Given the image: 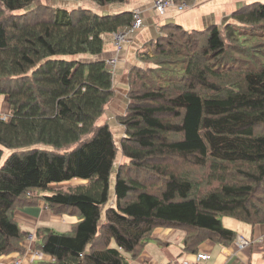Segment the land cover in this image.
<instances>
[{"label":"trees","instance_id":"obj_1","mask_svg":"<svg viewBox=\"0 0 264 264\" xmlns=\"http://www.w3.org/2000/svg\"><path fill=\"white\" fill-rule=\"evenodd\" d=\"M94 1L105 7L129 0ZM183 1L194 0H176ZM133 23L131 10L98 14L0 0V96L7 105L0 159L3 147L17 148L0 165V255L25 252L15 210L40 202L81 219L66 233L38 228L39 249L53 259L33 264H130L127 254L136 257L158 227L185 231V250L194 253L206 240L236 241L222 215L252 228L264 224V2L244 4L204 29L162 24L138 54L144 65L127 72L118 147L102 121L117 68L101 55L107 37ZM78 53L90 55L52 57ZM35 143L52 147L27 148ZM119 148L135 173L115 167ZM178 161L203 171L210 189L201 191L204 180L172 165ZM140 171L160 187L152 190ZM72 180L82 183L51 188Z\"/></svg>","mask_w":264,"mask_h":264},{"label":"crops","instance_id":"obj_2","mask_svg":"<svg viewBox=\"0 0 264 264\" xmlns=\"http://www.w3.org/2000/svg\"><path fill=\"white\" fill-rule=\"evenodd\" d=\"M254 1L260 0H194L191 3L192 6L186 5L182 10H179L176 6L171 7L163 16L156 12L153 6V0H131L130 5L120 6L118 8L120 11H135L139 9L144 24L141 30H135V28L124 30L127 35L126 40L129 38L127 44H131L125 47L123 44L122 49L116 53V55H119L116 75L117 84L120 83V81L122 83L124 81L127 82L126 69L129 67L130 63H126V59L129 55L131 56V48L134 44L139 45L137 40L141 37L144 38V40L152 37L153 32L150 30L155 25V22L161 20L162 24L175 22L187 29H204L213 23L221 25L232 11L242 7L244 4ZM106 7L108 9L103 10H109L110 4ZM184 11H186V13H180ZM141 34L144 35V37ZM107 41L109 43L112 42L111 36L107 37ZM115 51L116 50L112 47L105 48L101 57L109 58L115 54ZM15 219L25 234L22 242L25 247V252L23 254L12 252L0 255V264H32L40 259L52 260L53 257L51 255L45 254L39 249L40 244L38 240L41 238L37 237V239H35L34 235L37 229L49 227L58 232H70L80 221L81 217L78 212L67 209L56 215L52 213L43 202H40L33 206L18 207L15 210ZM231 229L238 233L237 237L241 236L249 241V245L245 249L240 250L238 249V244L240 243L239 238L231 245H224L222 243L206 240L199 246V249L210 253L211 258L209 263L264 264V250H256L258 249L257 247H261V244H264V224L256 225L253 228L249 225H245L243 227ZM30 233H33L34 236L32 239L28 238L27 240ZM114 245L115 244L112 242V246ZM192 255L193 252L185 250L184 234L181 230H173L164 227H158L154 230L151 238L146 242L145 246L136 257L127 254V256L130 257V264H162Z\"/></svg>","mask_w":264,"mask_h":264},{"label":"rangeland","instance_id":"obj_3","mask_svg":"<svg viewBox=\"0 0 264 264\" xmlns=\"http://www.w3.org/2000/svg\"><path fill=\"white\" fill-rule=\"evenodd\" d=\"M174 1L176 2V0H174ZM260 1L264 2V0H260ZM41 2L43 4L49 5V6L54 7V8H61V9L62 8H67L68 10H72V9L79 8V7H82V8L85 7V8H90L91 10H93L94 12H96L98 14H110V13L121 12L120 10H118V8L120 6H122V5H126V6H127V4L130 5L131 0L129 2H126V3L125 2L111 3L110 7H109V10H103V9H108V8L106 6L105 7H100L94 0H41ZM183 2H178V3L176 2V3L180 4V3H183ZM184 3H186V2H184ZM189 3L190 4L186 3V5L192 6L191 5L192 2H189ZM34 6H35V4L32 3L30 5H27L24 9H22L19 12H22L23 10L25 11V10L31 9ZM116 10H118V11H116ZM137 10H139V9H137ZM187 10H189V9H187ZM186 11L180 12V13H186ZM135 21H136V19L134 20V23H133L134 26L136 27L135 30H138V29L141 30L143 28V25H142L141 28H137L139 26L135 23ZM161 24H162L161 20L158 21V22H155V25L150 30V31L153 32L152 37H149L146 40H144V38L141 37L139 40H137L139 45H136V44L133 45V47L131 48V56L129 55L127 57V59H126V63H130L129 67L126 69L127 72H129L128 70L130 69V67L132 65H135V64L144 65V63H142L140 61V59L138 58V54L143 50V44L144 43H147L148 41H155V39L161 33V30H160L161 29ZM139 32H141V31H139ZM125 35H126V33H125ZM142 36L144 37V35H142ZM126 37H127V35H126ZM112 40H113V42H111V43L107 42L106 43V45L107 44L108 45L107 46L105 45V48H108V47L114 48V50H116L115 54H113L111 57L105 58V59L107 60V62H109L110 60H112L113 58L116 57L117 61H116V64H115V68H117L118 63H119V55L118 54L116 55V53L119 51V49L116 47V44H114V37L113 36H112ZM128 42H129V38H127L126 42L124 43V47L125 46H129L131 44V43L127 44ZM260 42H263V40H261ZM258 43H259V41H258ZM88 55H90V54H86V53L59 54V55H55V56H52V57L66 58V59H84V57H86ZM127 77H128V74L126 76V79H127ZM116 79L117 78H115V80ZM115 90H116L115 91V95L111 99L110 103L107 105L106 112H105V114H104V116L102 118L103 119L102 121L104 122V120H107V122H109V124L111 125V129H112L116 144L118 145V147H120V143L124 139L123 136L125 134L124 127L121 124H119L120 117L123 116L126 113V109H127L128 103H129V98H128L129 97L128 96L129 90H128L127 82L124 81L122 83L120 81V83L115 85ZM5 98H6V96H0V115L1 116H5L6 113H7V105H6V99ZM258 130H261V131L264 132V126L261 127V128H258ZM51 147L52 146L50 144L35 143V144H32V145L28 146L27 148H46V149H50ZM16 149L17 148L3 147V155H2V158L0 159V165H2V163L8 157V155L11 152H13L14 150H16ZM172 163H174V164H172L174 167L180 168V170L182 172L189 173L190 176H191V179H193L195 182H200V181L204 180L202 182L203 183V187H199V189L201 191L206 192V191H208L210 189L208 187V185H210V184L206 180V178H207L206 174L203 171H200L198 167L190 166L189 163L184 162V161H178V162H172ZM121 165H126L130 171H133L135 173V170H136L135 165L131 164V160L128 157H126L123 154L121 148H119L118 149V154H117V157H116V161H115V167L118 168ZM115 170H117V169H115ZM137 175L139 176V178L142 181H144L145 183L150 184V188L152 190H157L160 187V185H161L160 181L158 180V178L156 176L150 175V177H151L150 178L149 174L146 173L145 171H140V172L137 173ZM114 176H115V173L112 174V176H111L110 201H109L110 204H113V202H114V188H113ZM80 183H82V182L79 181V180H72V181H69V182L61 183V184H53L51 186V188L64 190V189H69V188H71L73 186H76V185H78ZM220 218H221L222 223H223V225L225 227L239 228V227H243V226L247 225L246 223H244V222H242L240 220H237V219H235L233 217H230V216L222 215V216H220ZM173 230H175V229H173ZM178 230H180V229H178ZM181 232L183 234H185V231L181 230ZM30 234H33V233H30ZM199 234L203 235L204 233L203 232H199ZM238 238L240 239V241H244L245 242V245H243V247H240V245H238V249H240V250L245 249L249 245V241L247 242L246 239H244L241 236H238L237 239ZM35 239H37V238L35 237ZM257 248L258 249H256V250H261V249L264 250V244H261V247H257ZM205 252H207L210 255V253L208 251H204V253ZM209 261H210V259H209ZM209 261H208V264H210Z\"/></svg>","mask_w":264,"mask_h":264},{"label":"built area","instance_id":"obj_4","mask_svg":"<svg viewBox=\"0 0 264 264\" xmlns=\"http://www.w3.org/2000/svg\"><path fill=\"white\" fill-rule=\"evenodd\" d=\"M153 6L156 10V12L159 15H165L167 13V10L170 9L171 7L176 6L179 10L184 9V7L186 6V3H180L177 4L174 0H153ZM136 19L135 23L139 26L137 28L142 27L143 25V20L142 17L140 15V10H135L134 11V20ZM132 28H136L134 26V24L132 25ZM114 36V44H116V47L120 50L123 47L124 42L126 41V35L124 33V31H117L116 33L113 34ZM117 58H113L112 60H110L108 62L109 65L115 67ZM33 234H30L27 239H32L33 238ZM247 241V240H246ZM248 242V241H247ZM240 245V247H243V245H245L244 241H240V243L238 244ZM211 258V256L202 250V251H198V252H194V254L190 257H184L181 259H177L171 262H167V263H162V264H208L209 259Z\"/></svg>","mask_w":264,"mask_h":264}]
</instances>
